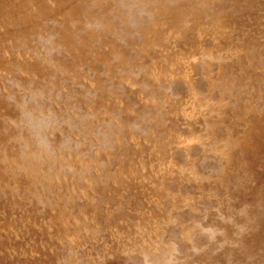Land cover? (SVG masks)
Instances as JSON below:
<instances>
[{"label": "rangeland", "instance_id": "374dc122", "mask_svg": "<svg viewBox=\"0 0 264 264\" xmlns=\"http://www.w3.org/2000/svg\"><path fill=\"white\" fill-rule=\"evenodd\" d=\"M0 264H264V0H0Z\"/></svg>", "mask_w": 264, "mask_h": 264}]
</instances>
